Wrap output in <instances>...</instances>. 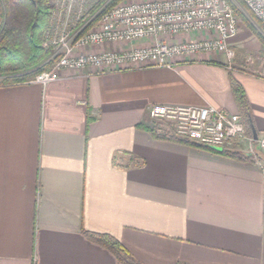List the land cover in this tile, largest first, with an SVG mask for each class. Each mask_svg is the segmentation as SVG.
I'll return each mask as SVG.
<instances>
[{
    "label": "crops",
    "instance_id": "crops-1",
    "mask_svg": "<svg viewBox=\"0 0 264 264\" xmlns=\"http://www.w3.org/2000/svg\"><path fill=\"white\" fill-rule=\"evenodd\" d=\"M228 45L232 60L200 53L173 67H86L45 85L0 86V264H122L86 231L115 237L143 264H264L258 143L225 148L252 155L241 160L148 128L153 104L241 115L236 80L261 135L264 46L240 33Z\"/></svg>",
    "mask_w": 264,
    "mask_h": 264
},
{
    "label": "built area",
    "instance_id": "built-area-1",
    "mask_svg": "<svg viewBox=\"0 0 264 264\" xmlns=\"http://www.w3.org/2000/svg\"><path fill=\"white\" fill-rule=\"evenodd\" d=\"M86 1L52 0L50 26L59 34L50 44L56 61L33 82L45 85L86 67L97 71L131 65L173 67L175 58L200 53L220 52L229 60L235 56L228 40L240 33V19L230 0H122L113 6L114 0H92L90 7ZM244 3L264 26V0ZM147 40L151 43L145 46L97 49L107 43ZM256 74L264 79V68ZM148 127L157 136L214 148L225 149L234 140H246L251 147L257 142L264 151V129L255 139L247 135L240 114L210 103L150 105Z\"/></svg>",
    "mask_w": 264,
    "mask_h": 264
},
{
    "label": "trees",
    "instance_id": "trees-1",
    "mask_svg": "<svg viewBox=\"0 0 264 264\" xmlns=\"http://www.w3.org/2000/svg\"><path fill=\"white\" fill-rule=\"evenodd\" d=\"M121 1L114 0L111 6ZM230 1L242 22L254 31L264 44V26L247 8L244 0ZM53 9L52 0H0V86L32 80L42 71L53 67L56 61V58H52L54 46L46 44L45 37ZM233 92L246 132L253 136L249 102L243 87L236 80H233ZM149 131L156 135L152 129L149 128ZM156 137L199 146L241 160H252L251 154H241L227 149L219 150L172 136L156 135ZM85 234L92 241L109 249L122 264H143L115 237L88 231Z\"/></svg>",
    "mask_w": 264,
    "mask_h": 264
},
{
    "label": "rangeland",
    "instance_id": "rangeland-1",
    "mask_svg": "<svg viewBox=\"0 0 264 264\" xmlns=\"http://www.w3.org/2000/svg\"><path fill=\"white\" fill-rule=\"evenodd\" d=\"M239 19H240V34L243 38L245 45L250 46V47H252V46H264L261 39L254 33V31L247 29L246 25L242 22L240 17H239ZM242 30H244L245 32H243ZM58 34L59 33L55 31L54 26L51 27L49 24V29L46 32V36H45L46 37V44L52 45V44H50V42H52L54 39H56L58 37ZM235 54H236V52H235ZM249 58H251V60H252V56H250V55L248 56V59H247L248 61H249Z\"/></svg>",
    "mask_w": 264,
    "mask_h": 264
},
{
    "label": "water",
    "instance_id": "water-1",
    "mask_svg": "<svg viewBox=\"0 0 264 264\" xmlns=\"http://www.w3.org/2000/svg\"><path fill=\"white\" fill-rule=\"evenodd\" d=\"M252 132H253V136L255 139H258V132L256 130V128L254 127V125L252 124ZM218 149V148H217Z\"/></svg>",
    "mask_w": 264,
    "mask_h": 264
}]
</instances>
